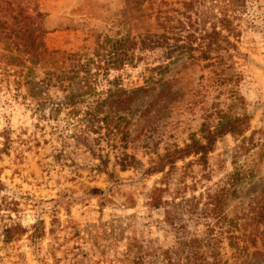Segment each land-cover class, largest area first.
Segmentation results:
<instances>
[{
	"label": "rangeland",
	"instance_id": "1",
	"mask_svg": "<svg viewBox=\"0 0 264 264\" xmlns=\"http://www.w3.org/2000/svg\"><path fill=\"white\" fill-rule=\"evenodd\" d=\"M37 13L28 34L14 27ZM35 24L44 46L27 55ZM174 34L178 46L166 44ZM106 39L137 43V58L108 73L91 66L94 92L70 113L59 75ZM9 51L24 66L0 61V264H165L168 250L185 264L193 237L209 264H264V221L251 220L264 191V0H0V57ZM222 116L247 117L243 150L227 134L205 165L155 171ZM222 188L225 221L210 233L192 197ZM16 225L26 233L5 243ZM221 228L242 237L239 249Z\"/></svg>",
	"mask_w": 264,
	"mask_h": 264
},
{
	"label": "trees",
	"instance_id": "2",
	"mask_svg": "<svg viewBox=\"0 0 264 264\" xmlns=\"http://www.w3.org/2000/svg\"><path fill=\"white\" fill-rule=\"evenodd\" d=\"M41 17L40 13H37L34 19H30L28 17H22L18 20H16V23L14 24V27L22 32L23 34H28V26H25L24 24L26 21L32 22L39 19ZM15 19V18H14ZM31 23V24H32ZM34 25V24H33ZM35 29L33 30L34 35V45L33 49H29L28 51H24L27 55L30 54H39L40 51L43 49L44 43H43V37L44 33L42 29L39 27L38 24H35ZM172 37H165V42L167 44L168 40H171L173 42V45L178 46V34L171 35ZM4 37H8L9 39H12L11 36H7L6 34ZM18 38L17 36H15ZM215 39V37H218V35L209 36ZM23 45H25V40L21 41ZM225 42L230 45V47L233 49L232 43L227 41L225 39ZM212 45H216L213 41H210L207 44L208 51L211 49L212 51H215V49H212ZM17 46V45H16ZM169 46V45H167ZM19 46H17V50H19ZM137 49V43L133 41L128 40H115L110 41L108 39L102 41L100 44L97 45V48L94 52V56L88 60L86 64H80L76 65L73 68V71L71 75L67 74H61L58 78L60 81H63L62 87H64L66 90L71 88V90L68 91L67 95L64 97L63 106L67 107L69 109L70 113H75L76 108L75 104L84 102L83 100H86V95H91L94 92L93 85L91 81H89V75L91 71V66L98 72L108 73L110 71H118L125 67L126 65L132 64L134 60L137 58L133 51ZM172 49V48H171ZM20 51V50H19ZM172 51V50H170ZM208 51L205 52V50H199L200 52V59L202 60H212L210 55L208 54ZM10 53H7L0 57V61L3 60V64L6 65L5 68L8 71V67H16L17 64L20 66L23 65V61L21 59H17ZM23 51H20V53ZM192 58L193 55H191ZM197 60V59H196ZM16 66H15V65ZM22 64V65H21ZM26 67H24L25 69ZM8 74V72H6ZM14 73L17 74V76H20L23 74V70L21 69L19 72L15 71ZM85 74V77H81V74ZM65 80H67L66 83ZM16 87H22V84L19 81H15L14 83ZM67 84V85H66ZM237 99V97H236ZM41 106V105H40ZM60 111V110H59ZM247 124V117H233V118H226V116L221 117V121L217 123V125L213 128H207L202 133H204L202 137V142L199 141H193L190 145L185 146L183 149H176L167 155H165L164 162L159 168L155 169L158 173H162L164 169L167 167L174 168L175 164L177 162L185 161L186 159L190 157H197V162L201 163L202 165L206 164V157L209 155V153L212 151L217 139L223 135H232L233 137L240 138V146H238V149L241 148L243 150V146L245 143H249L248 141L251 140L250 138L244 137L245 131L244 127ZM242 145V147H241ZM240 149V150H241ZM190 163L184 167H189ZM184 176H181L178 180V183L182 184V189L186 190L187 185H185ZM238 181V177L233 180V183H236ZM194 192V186L192 187ZM191 190V189H190ZM161 191V190H160ZM94 192V191H93ZM226 189L222 188L220 190H216L213 193L210 191H207L203 194H200L198 198L192 197V201H195L196 208L199 207L200 204H202L201 212L203 213L201 217L204 220H208L206 225L207 229L210 230L209 232H213V226L210 228L213 224H218L219 222L223 223L225 221L224 213H223V206H224V200L226 198ZM180 192L178 191V194ZM260 199H256L253 201L254 206H252L251 210L253 211L254 215L251 218L252 221H255L257 224H260L264 221V191L262 192ZM184 198L181 197V200ZM186 202H188L187 199H184ZM160 200L158 199V196L154 198V201L152 204L154 206L159 205ZM252 203V204H253ZM258 209V210H257ZM210 228V229H209ZM236 228V226H235ZM220 233L219 235L223 237L226 234V239L232 240L233 242H230V246L232 248L239 249V241H243L242 237H239L237 235H233L231 230L225 231L223 228L219 229ZM26 233V230L20 227L19 225H16L15 227L6 228L3 230V236L5 237L4 242L9 243L12 241H18V239L23 236ZM215 238V236H214ZM208 242L206 243L207 247L210 248V252L214 249V243L217 242V239H214L212 243V239H208ZM184 246H187L186 252H187V259L185 264H209V261H206V254L205 252L201 251L202 248H204L203 240L199 239L198 237H193L188 242L183 243ZM173 250L165 251L166 257H164V260L166 261L165 264H174L173 260L171 259L170 255ZM220 262L219 260H213L212 264H218ZM179 264V260H178Z\"/></svg>",
	"mask_w": 264,
	"mask_h": 264
}]
</instances>
